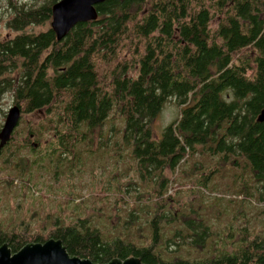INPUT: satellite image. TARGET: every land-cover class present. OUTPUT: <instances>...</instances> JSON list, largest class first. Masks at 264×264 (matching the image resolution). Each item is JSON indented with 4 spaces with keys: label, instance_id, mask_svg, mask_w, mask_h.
Wrapping results in <instances>:
<instances>
[{
    "label": "trees",
    "instance_id": "trees-1",
    "mask_svg": "<svg viewBox=\"0 0 264 264\" xmlns=\"http://www.w3.org/2000/svg\"><path fill=\"white\" fill-rule=\"evenodd\" d=\"M6 1L4 27L14 35L0 31V100L11 93L22 116L46 109L47 119L26 137L44 135L38 142L62 155L97 129L107 127L113 138L123 130L139 177L129 191L140 205L128 210L123 229L143 220L149 233L112 236L77 219L53 221L45 237L31 235L24 222L0 223V246L15 254L56 239L70 256L95 264H264L263 233L222 234L207 219L209 207L174 212L165 197L172 186L166 172L202 156L209 163L201 185L229 163L248 198L264 203V0H106L96 21L61 41L51 28L34 31L52 21L61 0ZM171 101L180 115L156 139L154 120ZM29 143L12 153L40 149ZM145 191L151 204L142 201Z\"/></svg>",
    "mask_w": 264,
    "mask_h": 264
},
{
    "label": "rangeland",
    "instance_id": "rangeland-1",
    "mask_svg": "<svg viewBox=\"0 0 264 264\" xmlns=\"http://www.w3.org/2000/svg\"><path fill=\"white\" fill-rule=\"evenodd\" d=\"M7 2L0 0L2 37L14 35L4 27ZM14 2L31 6L39 4L40 0ZM217 23L214 21L212 26ZM49 28L51 22L34 31ZM14 104L11 93L0 100V131ZM179 115V106L173 101L167 102L154 120L155 138L161 139L164 130ZM48 116L46 109L23 115L16 129L17 137H12L5 146L9 147L11 153H6L7 148L0 153V223L17 226L24 222L31 235L43 234L47 237L53 221L68 225L82 219L100 228L103 234L121 237L128 236V233L148 235L149 230L143 220L141 224L132 223V230L128 233L123 229L124 221H128V210L139 205L133 197L134 192L129 191L134 188L129 185H136L139 177L135 172L132 146L124 142L123 130L113 138L110 133H106L107 127L102 132L97 129L71 153L62 155L60 151L53 152L52 148L43 147L44 141L38 142L44 135L32 139L26 137L31 129L43 124ZM120 121V118L115 121L117 127L122 125ZM100 134H103V139ZM27 140L29 144H37L40 149L32 152L31 147L20 148V153H12L17 149L16 145L25 144ZM203 163L208 165L207 158L195 156L185 161L176 172H166L172 181L165 196L167 208L180 212L190 206L209 207L207 219L217 232L226 234L228 228L239 230L245 227L252 234H264V203L248 198L244 186L241 187L235 181L229 163H222L223 171L213 174L214 179L206 187L204 184L202 186ZM146 191L142 201L151 204L152 195ZM204 200L206 204H203ZM133 239L138 241L137 238Z\"/></svg>",
    "mask_w": 264,
    "mask_h": 264
},
{
    "label": "water",
    "instance_id": "water-1",
    "mask_svg": "<svg viewBox=\"0 0 264 264\" xmlns=\"http://www.w3.org/2000/svg\"><path fill=\"white\" fill-rule=\"evenodd\" d=\"M106 0H61L52 7L51 29L58 41L81 23L96 21L99 17L96 7ZM22 117L21 109L15 105L6 115L0 131V153L12 140L15 129ZM259 122H264V109ZM0 264H95L90 260L72 257L61 240L50 239L45 243H31L18 253L13 254L7 244L0 246ZM107 264H144L140 259L129 258L125 261L114 259Z\"/></svg>",
    "mask_w": 264,
    "mask_h": 264
},
{
    "label": "flooded vegetation",
    "instance_id": "flooded-vegetation-1",
    "mask_svg": "<svg viewBox=\"0 0 264 264\" xmlns=\"http://www.w3.org/2000/svg\"><path fill=\"white\" fill-rule=\"evenodd\" d=\"M31 137H32V135H31ZM34 145H35V144H34ZM6 148H7V147H5V148H4V150H3V151H1V152H4Z\"/></svg>",
    "mask_w": 264,
    "mask_h": 264
}]
</instances>
